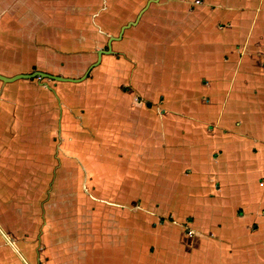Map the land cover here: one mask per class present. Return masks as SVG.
Listing matches in <instances>:
<instances>
[{
    "label": "crops",
    "instance_id": "obj_1",
    "mask_svg": "<svg viewBox=\"0 0 264 264\" xmlns=\"http://www.w3.org/2000/svg\"><path fill=\"white\" fill-rule=\"evenodd\" d=\"M97 1L0 0V74L82 78L0 79L2 191L26 161L55 189L53 145L87 180L50 264H264V0ZM32 258L0 221V264Z\"/></svg>",
    "mask_w": 264,
    "mask_h": 264
},
{
    "label": "rangeland",
    "instance_id": "obj_2",
    "mask_svg": "<svg viewBox=\"0 0 264 264\" xmlns=\"http://www.w3.org/2000/svg\"><path fill=\"white\" fill-rule=\"evenodd\" d=\"M90 5L97 6L99 2L97 0H92ZM104 5L106 4L103 3V6ZM149 10L154 15L157 7H150ZM250 25V20L245 18L241 22V32H243V34L246 33V29L250 27ZM261 34L264 37V22L258 23L253 38L256 39ZM136 35V40L142 36L139 35L138 32H136ZM237 36H239V33L229 37L235 38ZM88 37L93 38L92 35ZM259 41H261L260 38ZM249 44L250 51H264V42L258 43V41L252 40ZM196 57L200 59L198 54H196ZM262 58L264 62L263 55ZM189 70L192 69L190 68ZM168 90L170 91L171 89ZM172 103L179 104V101ZM168 125L170 129H173L172 133H174V136L172 138L177 139L180 136V120L172 119ZM159 127L164 128V124L162 125L159 123ZM160 131L162 132V129L159 128L153 133L151 132L150 135L147 134V136L142 134L141 131H138L139 134L137 138L154 140L161 137ZM41 151L44 155L48 154L47 147H42V150L40 148V154H42ZM97 151L98 147L89 149V153L93 155H95ZM29 152L30 151L27 153ZM50 153L53 159L56 157L58 179L55 189H52V186L50 188L47 181L44 187L45 179H41L37 176L36 167L38 166H35L36 162L34 161V164L31 163V165L28 161L24 163L18 180L11 179L12 182L9 186L12 187H10V191H2L0 183V221L4 225L6 232L15 240L19 248L29 256H33L32 261H34L35 264H50L49 256L51 253L49 254L50 251L48 252V248L49 246H54L52 242L54 234L64 231V229L66 230V225L78 218L81 196L77 191L83 186L84 181L87 180L85 178L87 174L81 172L80 162H76V160H79L76 152L68 154L69 157L73 158L72 160H75L73 163L70 161L69 164H66L61 159L66 155V152L62 148L53 147V145H51ZM171 153H174L173 147L166 152L168 155ZM30 160H32V158H30ZM27 163H29V165ZM64 170L69 171V173L64 175ZM38 190L40 192H38ZM189 219L188 221L191 220ZM58 222L61 223V225H59ZM156 225H153L154 228L157 227ZM189 225L188 222L184 223V233H192V230H190L192 227ZM9 240L10 239H8V242H10ZM183 244L189 249L195 245V242L192 240V237H188L187 239L185 237ZM37 251H39V253H37ZM40 252H42V254H40ZM9 253L11 254L12 251L9 250Z\"/></svg>",
    "mask_w": 264,
    "mask_h": 264
},
{
    "label": "water",
    "instance_id": "obj_3",
    "mask_svg": "<svg viewBox=\"0 0 264 264\" xmlns=\"http://www.w3.org/2000/svg\"><path fill=\"white\" fill-rule=\"evenodd\" d=\"M139 17L136 19V20H132L130 22H128L127 24L123 25L121 27V30H120V33L118 36H111L109 38V42H108V45H109V49L108 50H100L98 52V57L100 58L101 55L103 53H106V52H111L112 49H111V42L112 40L114 39H117V38H120L124 29L131 26V25H134L137 23ZM89 71V70H88ZM88 71L86 72V74L83 76V77H86L87 74H88ZM36 76H41V77H48V78H52V79H56V80H64V81H78V80H81L82 78H71V77H64V76H60V75H54V74H50V73H47V72H44V71H40V70H36L32 73H21V74H16L14 76H5L3 74H0V79L2 81H5V82H8V81H12V80H15L17 78H33V77H36Z\"/></svg>",
    "mask_w": 264,
    "mask_h": 264
}]
</instances>
